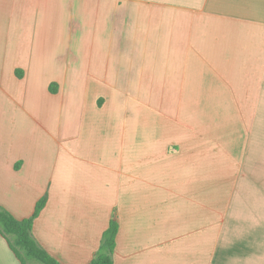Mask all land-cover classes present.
<instances>
[{"label":"crops","instance_id":"crops-1","mask_svg":"<svg viewBox=\"0 0 264 264\" xmlns=\"http://www.w3.org/2000/svg\"><path fill=\"white\" fill-rule=\"evenodd\" d=\"M87 264H264V0H0V206ZM0 264H20L0 234Z\"/></svg>","mask_w":264,"mask_h":264},{"label":"trees","instance_id":"trees-1","mask_svg":"<svg viewBox=\"0 0 264 264\" xmlns=\"http://www.w3.org/2000/svg\"><path fill=\"white\" fill-rule=\"evenodd\" d=\"M45 203L46 196L44 195L36 202L33 213L23 218L15 217L0 206V234L4 236L20 264H30L31 260H36L42 264H62L38 243L32 232L34 219ZM117 230L118 223L111 219L108 227L102 233L94 257L87 264H112Z\"/></svg>","mask_w":264,"mask_h":264},{"label":"rangeland","instance_id":"rangeland-1","mask_svg":"<svg viewBox=\"0 0 264 264\" xmlns=\"http://www.w3.org/2000/svg\"><path fill=\"white\" fill-rule=\"evenodd\" d=\"M29 263H30V264H42V263H40V262H38V261H36V260H31Z\"/></svg>","mask_w":264,"mask_h":264}]
</instances>
